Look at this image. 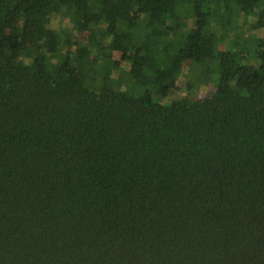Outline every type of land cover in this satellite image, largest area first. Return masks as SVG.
<instances>
[{
	"label": "trees",
	"instance_id": "16d2710c",
	"mask_svg": "<svg viewBox=\"0 0 264 264\" xmlns=\"http://www.w3.org/2000/svg\"><path fill=\"white\" fill-rule=\"evenodd\" d=\"M0 264H264V0H0Z\"/></svg>",
	"mask_w": 264,
	"mask_h": 264
},
{
	"label": "rangeland",
	"instance_id": "374dc122",
	"mask_svg": "<svg viewBox=\"0 0 264 264\" xmlns=\"http://www.w3.org/2000/svg\"><path fill=\"white\" fill-rule=\"evenodd\" d=\"M216 10L217 11H221V8L219 5H217L216 7ZM60 18H57L55 20V22L53 23L54 25H56V27L60 28V27H70L72 26V23L71 22H61L59 20ZM242 23H241V26H242V30H245V34H249L250 32L248 31V23L247 22V19H242L241 20ZM250 34H256V32L254 31H251ZM63 39L66 38V36H69L68 33H64L63 34ZM84 38H87L83 37ZM73 39L72 41H75L77 39L76 36H73ZM221 48H224V45L222 44L221 45ZM94 57V54H91L89 56V58H87V60H91L93 59ZM198 67V63L196 62H193V61H187L184 63V69L182 71V74H181V77H180V80H179V86H181V89L178 91V93H176L175 95H173L174 97H179V96H184V95H189L192 96V97H198V96H202V95H205L208 91H210V89H212L214 87L213 84H210V85H207V84H201V85H197V84H194L192 90H189V88H187V82H194L195 81V78H196V68ZM162 99V98H161ZM163 100H165L163 98Z\"/></svg>",
	"mask_w": 264,
	"mask_h": 264
}]
</instances>
